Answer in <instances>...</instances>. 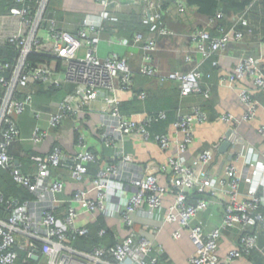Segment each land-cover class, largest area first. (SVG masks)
I'll return each instance as SVG.
<instances>
[{"label":"built area","instance_id":"2783aa9c","mask_svg":"<svg viewBox=\"0 0 264 264\" xmlns=\"http://www.w3.org/2000/svg\"><path fill=\"white\" fill-rule=\"evenodd\" d=\"M87 1L92 7L87 4L84 16L77 17L73 13L68 20H62L57 11H53L51 0H14L8 15L0 14V43L19 51L14 61L0 60V169L9 171L15 183L27 188L34 196L20 202L17 198H7L0 190V207L9 205L8 214L0 217V264H19L21 251L26 253L22 264H29L35 255L39 258L34 260H45L46 264H157L163 248L154 239L136 232L135 215L144 206L151 215L157 214L169 193L175 194L176 199L164 221L189 229V237L196 248L189 264H235L237 259L248 256L252 249L258 247L259 229L264 228V195L259 193L264 151L250 174L240 173L236 162L231 161L225 166L224 178L220 180L206 170L214 159L210 149L199 156L200 173L187 161L186 152L195 140V122L204 123L209 119L201 107H194L186 113L178 112L173 125L182 139L176 142L168 132L152 130L154 124L168 120V111L125 117L120 105L122 94L133 93L131 64L117 51H111L104 59L99 52L105 23L119 21V11L126 4L139 7L143 12L142 22L149 31L137 32L132 38L120 37L115 42L141 50L140 73L157 77L161 82H174L182 97L198 93L208 97L209 89H203L204 75L197 68L163 74L157 65L158 39L176 36L177 32L165 24L155 0ZM174 3L180 13L187 12L188 0H174ZM68 8L65 5L62 12L69 13ZM222 17L223 12L218 11L216 16L207 18L202 27L188 34L196 43V53L203 60L213 54L227 52L232 44H239L246 37L243 30L218 24ZM237 18L251 34L253 30L248 18L237 14L229 19ZM214 30L216 34H213ZM33 52L49 55L51 59L32 66L28 58ZM186 58L188 62L193 60L191 55ZM59 60H62L60 68ZM263 62L264 55H255L243 48L229 73V81L250 79L264 91ZM37 83L57 89L71 85L73 91L65 94L56 109L55 106L46 108L37 104L32 91V86ZM145 97V93L138 95L140 99ZM241 100L246 108L243 119L253 120L258 111V100L246 88L241 92ZM100 101L103 102L102 107L97 105ZM87 112L102 113L110 119L103 123L102 138L107 148L115 150L113 161L99 163L95 175L91 177L89 164L99 162L97 155L79 128L77 153L68 154L60 145L53 144L46 156L33 164L36 167L34 172L25 174L16 164L19 159L11 153L15 143L29 142L33 149L40 150L52 137L55 142V129L72 117ZM25 113H30L35 119V126L28 137L23 136L17 121V117ZM221 119L231 123L232 116L225 114ZM229 132L234 134L236 142L244 144L243 136L232 125ZM258 133L264 137V125L259 127ZM128 136H136L146 142L155 141L163 150L175 144L176 153L170 155L164 164H138L134 156L125 151L124 142ZM60 167L69 168L76 182L91 177L89 187H77L69 200L58 198V194L64 192L65 184L61 178H55L53 171ZM159 172L170 175L169 186L160 184ZM243 184L251 185L245 199L240 198ZM191 189L198 195L196 202L190 201ZM218 189L228 194L226 214L222 226L206 232L201 224L192 225V222L208 205L202 195L207 192L214 195ZM64 202L69 204L68 211L64 217H58L55 209ZM96 212L119 218L127 230L126 235H116L113 243H101L92 249L74 246V241L90 234L89 226L80 225L78 219L85 213L93 215ZM230 228H238L241 236L235 247L222 258L219 255L221 238L225 229ZM107 233L104 227L99 231L101 237ZM172 237L180 239L181 231L176 230Z\"/></svg>","mask_w":264,"mask_h":264},{"label":"crops","instance_id":"0c3cea01","mask_svg":"<svg viewBox=\"0 0 264 264\" xmlns=\"http://www.w3.org/2000/svg\"><path fill=\"white\" fill-rule=\"evenodd\" d=\"M73 2L76 4L75 6ZM73 2L67 5L69 7L67 11H82L77 9L78 6H81L87 12L88 5H86L85 2L82 0H73ZM155 2L157 10L163 15L165 24L177 32V35L174 36L176 37L175 39L163 42L155 52L157 65L162 72L166 74L175 71L187 72L195 68L202 72L211 73L210 78L206 79V87L209 89V95L207 97L202 93H198L182 97L177 84L174 82H161L157 77L146 76L140 73L142 62L141 50L138 47H127L115 42L116 39L120 37H132L131 34H128L125 24L139 23V21L143 23V12L139 7L126 4L119 11L120 20L118 23H105L106 27L103 33L99 54L103 59L111 51H117L121 55L126 56L131 64L134 75L133 90L146 94L144 99L139 98V101H141L139 104L142 110L139 112L132 111L134 113L130 112V117L151 110H172L170 119L166 123L159 125V127L162 131L168 132L176 142L181 141L182 135L176 131L173 125L174 121H176V113L173 111L175 110L174 108L179 107V111L186 113L190 112L194 107H201L208 115L209 119L207 122H195L194 124L195 140L190 144L186 152L188 164L195 166L197 172L200 173L202 167L199 156L204 150L210 149L214 153V159L206 170L215 178L220 180L224 178L225 166L231 161L236 162L240 173H246L245 175L250 174L253 171L254 163L260 161L261 153L264 151V137L258 133L259 127L264 125V91L258 89L250 79L240 82H231L228 76L229 73L233 71L237 63V57H239L243 48H246L248 52L255 55H264V33H262V35L257 34L252 29L253 32L250 35H246L243 42L232 44L227 52L216 56L214 62H218V65H215V68L206 69L202 66L204 60L201 59L200 55L195 51L196 43L189 38L188 34L193 29L202 27L208 17L201 15L196 7H191L187 12L180 13L174 0H155ZM89 7L91 8L92 5H89ZM60 18L62 20H68L71 18V15L62 14ZM248 20L251 23L250 18H248ZM119 23L122 24V27H116V25H114ZM112 26L113 28H111ZM232 27L233 26H229V29H232ZM187 55L192 56V62L187 61ZM245 88L249 89L259 102L256 117L248 121L243 119L246 108L241 100V92ZM72 91L73 86L66 85L63 89L56 91L54 97H38L36 101L37 104L41 106L46 108L47 106H55L56 109L65 94ZM136 96L138 95H135L134 91L130 94L124 93L122 94V101L130 99L135 100L137 98ZM97 105L102 107L103 102L100 101ZM225 114L232 116L231 123H226L221 119ZM109 120L107 116L98 112H87L82 116H75L74 119L68 120L60 129H55V142L52 137L43 145L42 149L38 150V153H42L46 156L52 145L54 143L56 144L58 141H62L61 146L66 153H77V143L74 142L73 138L70 136V131L79 128L81 132L85 133L91 149L97 155L98 164L112 162L115 157V150L113 148H107L102 138V131L105 129L103 123ZM17 121L23 136H30L35 126L34 117L30 113H25L17 117ZM231 125L243 136L244 144L236 142V138L233 135L231 146L226 151L221 152L219 147L221 143L227 139V132ZM23 145V149L26 151L33 149V145L29 142H25ZM124 148L127 153L134 156L138 164L143 165L164 164L168 161L170 155L176 153L175 144H173L170 149L163 150L155 141L146 142L136 136H128L125 139ZM16 150H18V147L11 148V153L14 156H16ZM20 166L22 168L21 162ZM53 175L55 178H61L64 181L65 190L58 194V198L65 200H69L72 197L77 187H89L88 182L91 181V177L93 176L91 175V177L83 182H76L72 178L70 170L67 167L55 169ZM157 176L161 185H170L171 177L168 173L159 172ZM250 186L249 184L242 185L241 199L247 197L246 193ZM259 193L264 195V171L261 173L259 181ZM189 195L190 201H192V197H197L194 189L189 190ZM202 196L207 199L208 205L197 214L192 225L201 224L206 232H210L222 226L226 214V204L229 198L227 192L220 189H218L214 195L207 192ZM175 199V194H167L164 198L162 209L155 215H151L146 206L142 207L135 215V230L139 235H146L154 239L156 244L163 248L162 254L166 257V261L168 262L166 264H189V258L196 253V248L189 237V229L181 228L177 223H167L164 221V217L169 207L175 202ZM64 204L68 203L64 202L55 209V214L58 217H64L66 214V209L64 210V208L61 207ZM68 207L69 204L65 206V208ZM99 221L105 223V226H102V228H110L113 241H115L116 235L123 237L127 233V230L124 228L119 218L109 217L100 212H96L93 215L85 213L78 219L80 225L87 224L89 227ZM99 229L98 233L100 231ZM176 230H180L182 233V237L178 240L172 237V234ZM240 236L241 234L238 228L225 229V233L220 242V257L224 258L229 251L235 247ZM74 246L78 247L77 245ZM259 247L264 249L261 245V240L259 241ZM255 263L264 264L262 258L257 261L253 259V256H244L237 259L235 262V264Z\"/></svg>","mask_w":264,"mask_h":264},{"label":"trees","instance_id":"16d2710c","mask_svg":"<svg viewBox=\"0 0 264 264\" xmlns=\"http://www.w3.org/2000/svg\"><path fill=\"white\" fill-rule=\"evenodd\" d=\"M83 2H85V4L90 5V2L87 0H82ZM53 0H51V4H52ZM14 4V0H0V14L1 15H8L9 13V8L11 5ZM50 7L52 9H54L53 11H57V14L59 15V17H62V14H73L75 13L77 15V17H82L85 14V10L82 11H68L69 13H65L62 12V9L58 10L55 9V7H52L50 5ZM191 7H196L197 10L199 11V13L203 16H207L209 17H214L216 16V13L218 11H222L224 14V17H222L221 19H219V23L220 25L223 26H227L229 28V26H233L232 29H240L245 31L246 35H250L247 31V27H245L241 21L237 18L234 20L229 19L230 17H232L233 15H240V16H244L246 18H250L251 23H250V27L257 33V34H261L264 33V0H188V10ZM110 22L111 21H107ZM116 23V22H113ZM118 23V21H117ZM116 25V27H122V24H114ZM131 25V28H130ZM252 25V26H251ZM125 28L128 30V34L132 35V37L137 33V32H148L149 31V27L147 25H144L143 23H141L139 21L136 23H132V24H125ZM106 27V26H105ZM235 27V28H234ZM113 28V26L111 27ZM213 34H216V30L213 31ZM131 37V38H132ZM176 37L174 36H163L160 37L158 39V46L162 45L163 42L171 40V39H175ZM163 39V40H162ZM19 56V51L11 46L8 45L6 43H0V60L2 61H14L17 57ZM216 54L211 55L210 57L204 59V61L202 62V66L203 68L206 69H211V68H215V59H216ZM47 59H51V57L49 55L46 54H42V53H38V52H33L29 55L28 61L31 63L32 66L37 65L38 63L45 61ZM62 66V60H59V68ZM204 75V80H203V89L206 87V79L210 78L211 73H207V72H202ZM166 74V73H163ZM207 88V87H206ZM1 90V88H0ZM60 89L57 88H49V87H45L43 84L37 83L34 84L32 86V91L36 97V99L38 97H46V98H50V97H54L55 96V92L58 91ZM135 95H139L140 92L133 90ZM138 98V96H136ZM130 99L127 101H122L121 105H120V110L122 112V114L125 117H130L131 113L134 112H139L142 110L141 105L139 104L141 101H139L140 99ZM175 110L174 113H176V117L177 118V113L179 111V107L174 108ZM168 111L169 114V118L170 119V113H172V110L170 109H160V110H151L148 111L149 113H153V112H158V111ZM134 111V112H132ZM131 112V113H130ZM74 119V117H72L70 120ZM168 120L160 122L158 124H154L152 130L153 131H157V132H164L162 131V129L159 127V125H162L164 123H166ZM157 126V127H156ZM156 127V128H155ZM60 129V128H58ZM79 135H80V130L77 129H72V131H70V136L73 138L74 142H78L79 139ZM55 144V143H54ZM55 145H62V141H58ZM23 144L21 143H15V145L13 147H18V150H16L15 152V157H17L22 165V171L25 174L34 172L36 170V168L34 167V163L42 160L45 156L41 153H38V150L36 149H32V150H25L23 149ZM62 147V146H61ZM25 150V151H24ZM99 169V164L98 162L96 163H90L89 164V171L91 175H95L96 172ZM0 190L2 191V193H4V195L7 198H14V199H18L20 202L24 199H28V198H33V194L24 187H20L18 186L13 177L12 174L9 171L0 169ZM198 197V195H197ZM196 198L192 197V201L191 202H195ZM194 200V201H193ZM68 206V204H64L61 207L64 208V210L66 209V213L68 211V208H65V206ZM8 204H4L0 207V217H4L6 216V214H8ZM60 207V208H61ZM102 226H105L104 222H97L94 223L92 225H90V233L88 236L86 237H81L78 240L74 241V243H72L73 245H77L78 248L80 249H92L94 246L100 245L101 243L103 244H110L113 243V236H112V231L110 230V228L107 227V235L104 237H100L98 236V229ZM100 228V229H101ZM106 228V227H105ZM99 229V230H100ZM92 231V232H91ZM260 235H258V247L254 248L251 250L250 254L248 256H253L254 260L259 261V259L262 258V262H264V256L262 253V250H264L263 248L259 247V241L261 240V245L264 247V228H260ZM110 241V242H109ZM26 253L24 251L20 252V259H19V264H22V260L25 258ZM260 257V258H259ZM168 263L166 261V257L161 254V259L160 262L157 264H166ZM29 264H46L45 260H34L31 259ZM256 264V263H255Z\"/></svg>","mask_w":264,"mask_h":264},{"label":"water","instance_id":"95a60500","mask_svg":"<svg viewBox=\"0 0 264 264\" xmlns=\"http://www.w3.org/2000/svg\"><path fill=\"white\" fill-rule=\"evenodd\" d=\"M233 135L234 134L232 132L227 133V139L224 140L221 143L220 147H219V149H220L221 152L226 151L231 146V140H232V136ZM16 164L19 166L20 165V160H16ZM33 258L34 259H38L39 256L38 255H35V256H33Z\"/></svg>","mask_w":264,"mask_h":264},{"label":"rangeland","instance_id":"374dc122","mask_svg":"<svg viewBox=\"0 0 264 264\" xmlns=\"http://www.w3.org/2000/svg\"><path fill=\"white\" fill-rule=\"evenodd\" d=\"M71 2H73V0H53L51 6L55 7V9L60 10L63 6L69 5ZM73 5L75 6L76 4L73 2ZM77 9L84 10V8L81 6H78Z\"/></svg>","mask_w":264,"mask_h":264}]
</instances>
